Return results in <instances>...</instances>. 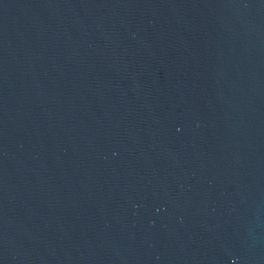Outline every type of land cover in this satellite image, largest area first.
Wrapping results in <instances>:
<instances>
[{
    "label": "water",
    "instance_id": "water-1",
    "mask_svg": "<svg viewBox=\"0 0 264 264\" xmlns=\"http://www.w3.org/2000/svg\"><path fill=\"white\" fill-rule=\"evenodd\" d=\"M0 264H264V0H0Z\"/></svg>",
    "mask_w": 264,
    "mask_h": 264
}]
</instances>
